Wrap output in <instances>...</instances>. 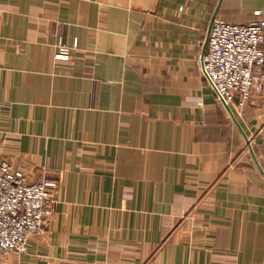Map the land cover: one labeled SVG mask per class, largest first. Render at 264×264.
I'll use <instances>...</instances> for the list:
<instances>
[{"label": "crops", "instance_id": "0c3cea01", "mask_svg": "<svg viewBox=\"0 0 264 264\" xmlns=\"http://www.w3.org/2000/svg\"><path fill=\"white\" fill-rule=\"evenodd\" d=\"M218 2L0 0V160L56 184L0 264H264V178L193 63ZM230 110L264 173V94Z\"/></svg>", "mask_w": 264, "mask_h": 264}, {"label": "built area", "instance_id": "2783aa9c", "mask_svg": "<svg viewBox=\"0 0 264 264\" xmlns=\"http://www.w3.org/2000/svg\"><path fill=\"white\" fill-rule=\"evenodd\" d=\"M254 17L248 24L216 18L203 56L193 61L220 104L238 111L250 102L252 92L264 94V12ZM70 51L60 41L54 58L68 61ZM55 188L48 179L29 182L19 169L0 160V256L24 254L29 239L42 234L54 211Z\"/></svg>", "mask_w": 264, "mask_h": 264}, {"label": "water", "instance_id": "95a60500", "mask_svg": "<svg viewBox=\"0 0 264 264\" xmlns=\"http://www.w3.org/2000/svg\"><path fill=\"white\" fill-rule=\"evenodd\" d=\"M220 3H221V0H219L218 4H217V6H216V9H215V11H214V13H213V15H212L210 21H209L208 30H207V35H206V40H205V44H204V51H205L206 46H207V41H208V37H209L210 31H211L212 25H213L215 19L217 18V13H218V9H219ZM203 54H204V52H203ZM203 54H202V56H203ZM221 104H222V106L225 108V110L227 111V113H228L229 117L231 118L232 122L235 124V126L238 128L239 132L241 133V135H242V137H243V139H244V142H245V144H246V146H247V150H248V152H249V154H250V156H251V158H252V160H253L255 166L257 167L259 173H260V174L262 175V177L264 178V173H263V171L260 169L258 163L256 162V160H255V158H254V156H253L252 148H251V146H250V144H249L248 138L246 137V135H245V134L242 132V130L240 129V127H239L238 123L236 122V120H235V118H234V116H233V114H232L230 108H229L228 106H226L222 101H221Z\"/></svg>", "mask_w": 264, "mask_h": 264}]
</instances>
